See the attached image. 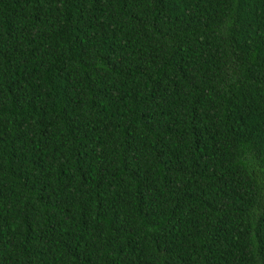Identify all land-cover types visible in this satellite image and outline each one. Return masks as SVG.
<instances>
[{
  "label": "trees",
  "instance_id": "1",
  "mask_svg": "<svg viewBox=\"0 0 264 264\" xmlns=\"http://www.w3.org/2000/svg\"><path fill=\"white\" fill-rule=\"evenodd\" d=\"M0 264H264V0H0Z\"/></svg>",
  "mask_w": 264,
  "mask_h": 264
}]
</instances>
